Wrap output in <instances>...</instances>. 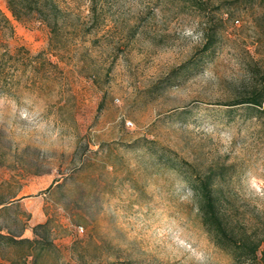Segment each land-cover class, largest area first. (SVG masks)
<instances>
[{"label": "rangeland", "instance_id": "374dc122", "mask_svg": "<svg viewBox=\"0 0 264 264\" xmlns=\"http://www.w3.org/2000/svg\"><path fill=\"white\" fill-rule=\"evenodd\" d=\"M58 3L50 49L0 0V264H234L187 182L225 163L264 220V102L230 103L264 93V0Z\"/></svg>", "mask_w": 264, "mask_h": 264}, {"label": "trees", "instance_id": "16d2710c", "mask_svg": "<svg viewBox=\"0 0 264 264\" xmlns=\"http://www.w3.org/2000/svg\"><path fill=\"white\" fill-rule=\"evenodd\" d=\"M6 4L13 18L18 21L35 19L46 23L51 34L50 49H57V45L62 44L58 35L64 12L58 0H6ZM208 43L203 46L204 49L209 47ZM35 58H42V62L48 61L55 65L42 54H38ZM263 102L264 93L254 89L247 96L230 103H248L260 109L263 107L260 106ZM226 167L225 163H216L210 164L203 174L190 173L187 183L197 198V211L201 223L212 242L224 250L234 264H264V220L257 218L259 222L242 221L233 215V204L227 199L225 191L217 184L225 178ZM10 239L29 245L37 243L40 249L45 248V244H41L36 237Z\"/></svg>", "mask_w": 264, "mask_h": 264}]
</instances>
